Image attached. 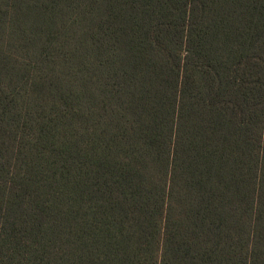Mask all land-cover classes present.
<instances>
[{"label": "trees", "instance_id": "trees-1", "mask_svg": "<svg viewBox=\"0 0 264 264\" xmlns=\"http://www.w3.org/2000/svg\"><path fill=\"white\" fill-rule=\"evenodd\" d=\"M0 264H264V0H0Z\"/></svg>", "mask_w": 264, "mask_h": 264}]
</instances>
